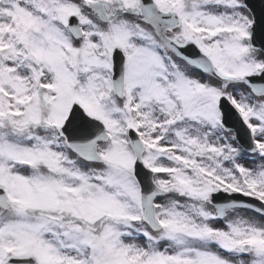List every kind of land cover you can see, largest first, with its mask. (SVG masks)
I'll list each match as a JSON object with an SVG mask.
<instances>
[{"label":"snow or ice","instance_id":"6c2138e0","mask_svg":"<svg viewBox=\"0 0 264 264\" xmlns=\"http://www.w3.org/2000/svg\"><path fill=\"white\" fill-rule=\"evenodd\" d=\"M0 264H264V0H0Z\"/></svg>","mask_w":264,"mask_h":264}]
</instances>
